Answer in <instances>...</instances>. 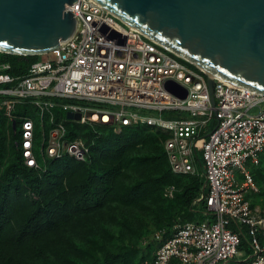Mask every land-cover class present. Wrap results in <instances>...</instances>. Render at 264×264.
I'll return each mask as SVG.
<instances>
[{
  "label": "built area",
  "instance_id": "obj_1",
  "mask_svg": "<svg viewBox=\"0 0 264 264\" xmlns=\"http://www.w3.org/2000/svg\"><path fill=\"white\" fill-rule=\"evenodd\" d=\"M65 9L75 15L76 28L59 47L19 75L0 63V109L19 135L23 164L40 174L65 155L86 161L101 127L158 128L168 133L171 171L203 176L207 219L176 223L167 238L165 228L155 230L150 239L160 245L141 264H229L241 257L240 264H264V215L248 196L259 190L250 168L264 153V95L212 77V104L205 71L179 61L94 0ZM16 104L32 110L18 117L17 129ZM67 123L90 127V137L67 138ZM174 190L167 186L164 195L173 197ZM243 226L249 254L239 249Z\"/></svg>",
  "mask_w": 264,
  "mask_h": 264
},
{
  "label": "trees",
  "instance_id": "obj_2",
  "mask_svg": "<svg viewBox=\"0 0 264 264\" xmlns=\"http://www.w3.org/2000/svg\"><path fill=\"white\" fill-rule=\"evenodd\" d=\"M38 57L0 52V63H9L8 73L19 75ZM30 113L28 105H15L16 129L18 117ZM66 125L67 138L90 137V127ZM99 132L86 161L65 155L39 174L23 164L19 135L0 109V264H141L152 260L160 245L152 239L142 244L147 240L144 219L154 231L165 228L164 238L176 223L207 219L204 178L171 171L164 150L168 133L145 125L123 126L120 132L101 127ZM196 151L202 172L200 148ZM263 157L250 168L259 190L248 196L252 207L264 211ZM170 185L173 197L164 195ZM259 241L264 246V235ZM239 249L251 252L244 226Z\"/></svg>",
  "mask_w": 264,
  "mask_h": 264
},
{
  "label": "water",
  "instance_id": "obj_3",
  "mask_svg": "<svg viewBox=\"0 0 264 264\" xmlns=\"http://www.w3.org/2000/svg\"><path fill=\"white\" fill-rule=\"evenodd\" d=\"M75 1L0 0V52L43 55L59 47L76 28L65 9ZM94 1L205 71L210 93L217 77L264 95V0ZM67 118L79 114L67 112Z\"/></svg>",
  "mask_w": 264,
  "mask_h": 264
},
{
  "label": "rangeland",
  "instance_id": "obj_4",
  "mask_svg": "<svg viewBox=\"0 0 264 264\" xmlns=\"http://www.w3.org/2000/svg\"><path fill=\"white\" fill-rule=\"evenodd\" d=\"M49 57H50V55H49ZM44 58H45L44 55H39V57H38V59H44ZM210 95H211V101L214 104V98H213L212 92L210 93ZM263 156H264V153H263ZM263 164H264V161H263ZM256 206L259 208V210L261 211L262 215H264V211L260 207V205H256ZM143 225H144L143 226V230L145 231V235H146V238H147L146 241L148 242L150 240V236H152V234L154 232V227H153V225L150 224V222L147 219L143 220ZM142 244H145V243H142Z\"/></svg>",
  "mask_w": 264,
  "mask_h": 264
},
{
  "label": "crops",
  "instance_id": "obj_5",
  "mask_svg": "<svg viewBox=\"0 0 264 264\" xmlns=\"http://www.w3.org/2000/svg\"><path fill=\"white\" fill-rule=\"evenodd\" d=\"M262 159H264V157ZM261 161L263 162L264 160H261Z\"/></svg>",
  "mask_w": 264,
  "mask_h": 264
},
{
  "label": "bare ground",
  "instance_id": "obj_6",
  "mask_svg": "<svg viewBox=\"0 0 264 264\" xmlns=\"http://www.w3.org/2000/svg\"><path fill=\"white\" fill-rule=\"evenodd\" d=\"M225 81V80H224ZM226 82V81H225Z\"/></svg>",
  "mask_w": 264,
  "mask_h": 264
}]
</instances>
